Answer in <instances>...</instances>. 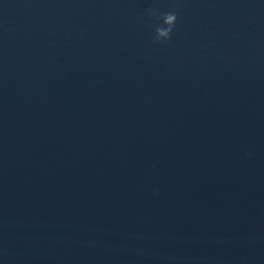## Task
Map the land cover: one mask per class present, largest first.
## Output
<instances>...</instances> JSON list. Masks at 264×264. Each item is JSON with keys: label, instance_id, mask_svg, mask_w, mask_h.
Wrapping results in <instances>:
<instances>
[{"label": "water", "instance_id": "1", "mask_svg": "<svg viewBox=\"0 0 264 264\" xmlns=\"http://www.w3.org/2000/svg\"><path fill=\"white\" fill-rule=\"evenodd\" d=\"M0 264H264V0H0Z\"/></svg>", "mask_w": 264, "mask_h": 264}, {"label": "clouds", "instance_id": "2", "mask_svg": "<svg viewBox=\"0 0 264 264\" xmlns=\"http://www.w3.org/2000/svg\"><path fill=\"white\" fill-rule=\"evenodd\" d=\"M147 15L157 17L158 20L162 21L155 29L153 40L160 43L170 41L178 20L177 11L159 12L155 8H150L147 10Z\"/></svg>", "mask_w": 264, "mask_h": 264}]
</instances>
